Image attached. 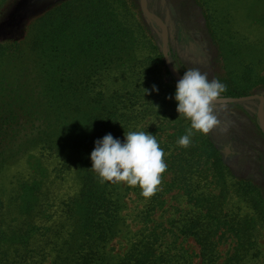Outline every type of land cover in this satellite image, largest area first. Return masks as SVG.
I'll list each match as a JSON object with an SVG mask.
<instances>
[{
    "label": "trees",
    "instance_id": "trees-1",
    "mask_svg": "<svg viewBox=\"0 0 264 264\" xmlns=\"http://www.w3.org/2000/svg\"><path fill=\"white\" fill-rule=\"evenodd\" d=\"M128 10L134 11L126 0H68L35 19L23 39L0 43V175L29 153L48 150L71 158L78 189L63 203L60 223L37 226V220H46L45 184L37 177L16 179L10 194L0 196V264L48 259L51 264H195V259L199 264H254L259 259L253 238L257 225L264 226V193L248 180L231 179L228 190L229 170L208 141L179 145L190 122L168 98L177 81L164 79L169 74L163 44L156 45L142 27L132 29ZM221 82L226 98L239 99L263 80L237 75ZM160 118L185 124L167 145L156 139L168 153L165 191L158 185L146 197L139 185L125 189L121 182H102L91 169L94 142L108 133L123 142L129 132ZM196 146L207 155L203 165L215 176L220 189L215 194L203 192L186 169L181 176L176 173L184 166L175 160L187 156L189 164L199 156ZM176 186L185 188L182 195L191 209L158 225L154 215ZM131 190L145 201V210L135 214L139 230L127 231L123 254L114 255L110 247L124 234ZM233 195L249 205L251 214L226 210ZM181 239H192L198 254L184 249ZM228 241L231 253L222 259L219 248Z\"/></svg>",
    "mask_w": 264,
    "mask_h": 264
},
{
    "label": "rangeland",
    "instance_id": "rangeland-1",
    "mask_svg": "<svg viewBox=\"0 0 264 264\" xmlns=\"http://www.w3.org/2000/svg\"><path fill=\"white\" fill-rule=\"evenodd\" d=\"M65 1L68 0H0V43L23 39L35 19ZM126 3L128 8L132 7L134 10L127 11L128 25L132 29L144 28L156 45H162L163 29L143 14L141 0H126ZM145 6L164 24L168 33V56L181 77L186 70L199 68L208 73L210 79L215 78L220 82L237 75L263 80L261 86L243 97H252L251 100L213 103V114L219 112L218 124L207 134L192 130L191 140L208 141L220 152L229 170V177L224 181L228 190L231 179L248 180L264 193V129L258 120L261 99H264V0H145ZM168 74L169 76L164 75L166 81L172 77L169 71ZM228 99L235 98H226L221 94L216 100ZM260 114L264 124V104ZM179 123L177 118L171 121L150 119L143 125L142 131L153 134L165 146L171 137L183 132L181 128L185 124ZM189 129L190 126L186 129V134ZM195 154L199 156L189 159V164L185 160L187 156L175 160L176 165L184 166L176 173L181 176L186 169L188 176L195 177V182H201L203 192L217 193L220 189L215 184V176L212 172H207V167L203 165L207 158L205 150L198 149ZM167 155L168 153L164 158ZM26 176L37 177L44 182L42 191L48 197L44 214L46 220H37L36 225L54 226L60 223L63 203L74 197L78 190L77 170L71 158L67 154H52L40 149L29 153L0 175V196L5 199L12 191L16 179ZM169 179L170 174L166 170L162 174L158 190L165 191V184ZM121 186L125 189L134 187L124 182H121ZM184 189L176 186L170 194H166L162 207L154 215L156 224L166 226L191 209L182 195ZM135 195L132 190L127 193L126 225L124 234L110 247L114 255L125 251L127 244L124 236L127 231L135 233L139 230L134 218L137 212L145 210V201ZM230 196L226 210L235 208L243 216L251 214L246 202L236 195ZM253 239L261 253L254 264H264L263 225H257ZM179 244L194 256L199 252L192 239H181ZM219 249L224 259L231 253L232 244L228 241ZM44 264H51V260L48 259ZM195 264H199L197 259Z\"/></svg>",
    "mask_w": 264,
    "mask_h": 264
},
{
    "label": "clouds",
    "instance_id": "clouds-1",
    "mask_svg": "<svg viewBox=\"0 0 264 264\" xmlns=\"http://www.w3.org/2000/svg\"><path fill=\"white\" fill-rule=\"evenodd\" d=\"M170 62H172L170 60ZM153 91L158 89L153 86ZM226 92V85L218 79H210L208 73L199 68H190L176 83L173 99L176 111L190 122V129L178 143L188 147L192 130L209 133L217 124L219 112L213 114V102ZM164 150L155 136L145 131H133L124 136V141L111 133L94 142L90 153L92 170L102 182H124L139 185L143 194L150 197L161 184L167 165Z\"/></svg>",
    "mask_w": 264,
    "mask_h": 264
},
{
    "label": "water",
    "instance_id": "water-1",
    "mask_svg": "<svg viewBox=\"0 0 264 264\" xmlns=\"http://www.w3.org/2000/svg\"><path fill=\"white\" fill-rule=\"evenodd\" d=\"M141 7H142L143 14L148 19L154 20L163 29V39H164V42H163V56H164L165 65H166V68L168 69V71L170 72V74L172 75V77L178 82L182 77L174 69V67L172 66V64L170 62L169 56H168V51H167L168 33H167V30H166L164 24L157 17H155L153 14H151L147 10V8L145 6V0H141ZM251 99H253V98L249 97V98H240V99H228V100H223V101L215 100L213 103H237V102H246V101L251 100ZM263 104H264V99H261V107L259 108L258 120H259V124H260L262 129H264V124L262 123L261 114L260 113H261V109H262Z\"/></svg>",
    "mask_w": 264,
    "mask_h": 264
}]
</instances>
